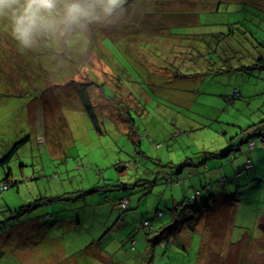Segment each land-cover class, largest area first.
Here are the masks:
<instances>
[{"label":"rangeland","instance_id":"374dc122","mask_svg":"<svg viewBox=\"0 0 264 264\" xmlns=\"http://www.w3.org/2000/svg\"><path fill=\"white\" fill-rule=\"evenodd\" d=\"M197 1V7L205 9L204 0ZM215 1H209L210 9L214 8ZM171 6L180 11L191 5L185 1ZM241 14H232L230 18L241 17ZM125 15L129 12L106 19L112 23L107 26L108 32L117 33ZM246 24L248 29L258 33L259 41H264V13ZM87 26L91 32L76 28L66 34L36 35L31 47L25 48L13 38L10 20L0 18V161L16 145L8 161L0 164V264H122L117 259L121 257L125 259L124 264H132L134 257L144 259L147 256L143 250L146 230L139 231L143 221L154 226L166 225L169 209L174 206L173 197L181 202L185 193L191 195V199L195 194L191 187H186L189 180H182L185 184L174 179L168 183L157 180L152 186L157 172L162 171L160 163L176 161L178 149L183 146L192 147L185 151L190 157L199 148L213 152L227 147V140L238 132V128L229 126L231 134L227 140L218 135L201 138L192 131L190 106L182 107L186 103H180V99L189 103L195 99L194 113L206 116L209 111L203 110L205 101L216 104V95L229 93L236 87L242 97L226 103L235 113L230 112L228 117L219 115V120L242 125L257 122L260 116L264 118V71H239L229 76L214 74L199 86L189 79L170 81L159 71L160 67L155 64L157 59H142L144 46L152 55V42L137 40L136 46L128 47L121 39H110L103 31L99 33L101 28L96 24L83 28ZM146 27L150 29L151 24L147 22L144 29ZM159 54L160 51L154 52V55ZM91 80L96 81V85L84 86ZM99 84L106 89L104 98ZM109 92L116 99V102L112 100L115 105L130 108L138 133H142L139 145L131 142L125 133L128 131L125 121L119 119L113 106L110 107L106 97ZM86 95L94 107L102 134L96 132L87 116L83 97ZM256 95L257 99L249 102V98L254 99ZM141 106L145 113L136 114L135 107ZM185 131H188L186 135ZM144 134L146 137L142 136ZM232 141L236 142V137ZM262 159L264 161V156L254 168L247 170L246 176L240 174V178H245L239 181L242 184L253 180L247 185L251 186L250 195L240 212L244 223L241 224L238 215L240 224L236 222L234 226V216L229 217L231 211L236 212L239 201L231 206L221 204L222 213L216 217L220 220L211 221L207 231L215 226L224 227L226 231L217 230L216 239L210 240L216 246L222 241L224 255L215 257V248L204 243L200 263L219 264L224 260L223 264H264ZM130 161L133 165L126 167L125 162ZM191 161L196 163L194 157ZM225 173H230L229 167ZM6 175H10L7 184ZM224 178L217 183L221 185L222 181L233 189L235 177ZM4 184L8 186L6 189ZM93 188L97 192L87 193ZM123 196L130 199L128 210H113L112 205ZM30 205V210L14 216V212ZM106 209L111 211L108 215L114 229L98 246L97 231L103 227L99 218L105 216ZM156 209L162 212L158 219L154 217ZM126 231L129 238L136 239L133 249L137 253L129 249L128 237L124 236ZM232 236L234 240L229 243ZM152 237L154 235H150ZM200 239V234L190 232L182 234L181 239L161 240L156 246L155 263L196 264ZM121 240H125L129 248H123ZM89 244L92 246L85 250Z\"/></svg>","mask_w":264,"mask_h":264},{"label":"trees","instance_id":"16d2710c","mask_svg":"<svg viewBox=\"0 0 264 264\" xmlns=\"http://www.w3.org/2000/svg\"><path fill=\"white\" fill-rule=\"evenodd\" d=\"M185 1L191 5L189 9L182 8L183 10L177 11L178 8H171V5H175V3L176 5L184 4ZM185 1L127 0V4L123 7L127 9L129 15H125L124 19L119 22L117 33L115 34L108 32L107 26L112 25V23L105 21L106 19H100L93 23L101 28L99 33L103 31V35L110 39H121L127 43L128 47L136 46L138 44L137 40H142L143 43L152 42V45H150L152 55L149 54L148 49L144 46L145 52H141L142 59L147 60L148 57L157 59L155 64L160 67L159 71L165 74L167 76L166 78L170 79V81L189 79L193 84L199 86L208 76H214V74L219 75L221 73H227L229 76V74L239 71H264V41H259L260 38L258 33L251 31L250 28L248 29L247 26L249 25L246 24V22L258 19L260 13H264V10H262L264 7V5L262 6L264 0H256L255 2L252 0H217L215 1L216 3L213 9H210L208 3L209 1L212 3L214 0H204L205 9L197 7V0ZM232 14H241V17L237 16L230 18ZM110 18L107 19L110 20ZM234 18H236V20H234ZM147 22L151 24L150 29L147 27L144 29ZM199 26L203 28L198 29ZM78 30L82 32L88 30L91 32L88 26L82 29L78 28ZM151 31L153 33L149 35L148 33H151ZM90 35L91 34H89V39ZM157 39L159 42L155 41ZM155 51H160V54L154 55ZM60 54L62 55L63 52H60ZM169 59H171V61H168ZM94 82L96 81L91 80L90 82H85L84 86L88 85L87 87H91L92 84L96 85ZM101 85L102 84H99V86H97L102 91L101 97L104 98L103 93L105 94L106 89L104 85L100 87ZM232 88V91L229 93H225L224 91L221 96L216 95V104L208 101L204 102V112L207 110L209 111L206 116L194 113L193 108L197 103L195 99L190 100V103L189 101L185 102L180 99V103H186L182 107L190 106L189 115L191 118L189 119L194 124L192 131L199 133L201 138H205L208 135H210V137L218 135L227 140V137L231 134L229 126L238 128V132L228 139L229 142L227 140V147L223 146L220 149L216 148V151L213 152L205 150V147L199 148V150L193 152L192 157H190L185 151L192 147L183 146L178 149L176 161L170 159L165 162V165L160 163L162 171L157 172L155 180L151 182L152 186L156 185L157 180H160L162 183H168L174 179L178 183L184 184L186 181L182 180H189L188 182L190 184L186 187L187 189L191 187L192 194L193 192H195V194L191 199L189 197L191 195L185 193L182 196L183 201L181 202H177V199L173 197L174 206L169 209L170 217L166 225L154 226L148 221H143L139 231L146 230V234H144L143 250L147 256L141 260H136L133 256L134 258L132 259H134L135 262H132V264H156L154 260L156 258L155 250L161 240L170 237H177L178 239L180 237L181 239L182 234H188L190 232H196L202 236L196 264H203V262L200 263V253L204 243H207L208 247L211 249L215 248V250H213L215 257L222 258L224 255L221 247L222 241L219 246H216L213 245L210 240L213 238L214 240L216 239L215 235H217V230H226L223 229L224 227L219 229L213 225V227H215L207 231L211 221L220 220L216 217L222 213L221 204L226 203V206H231L234 202L239 201L236 212L235 210L234 212L231 211L229 217L231 215L234 216L235 220L232 223L234 226L237 222L238 215L241 216V224L244 223L242 218L244 215L240 212H243L241 208L243 206L245 207V202L247 201L246 197L250 195L251 186L247 185L253 180H248L247 183L242 184L239 181L245 178H240V174L242 175V173H245L246 176L247 170L254 168L258 159L264 156V151H262L264 150V118L260 116L257 122L250 124L242 123V125L225 123L219 120V115H227L228 117L230 112H232L227 108V104L232 103L236 98L242 97L241 92L236 87ZM113 96L114 95L110 92L106 95L111 104L110 107L113 106L112 108L114 110H112L117 113L119 119L125 121V129L128 130L125 133H127L126 135H128L131 142L136 146L139 145V137L142 133H138L136 121L129 112L130 108L127 107L124 109L122 105H115L112 102V100L116 102ZM257 96L258 95H256L254 99L249 98V102L257 99ZM83 97L85 99V111L92 126L97 133L102 134L100 122L94 112V107L91 104L90 98L87 95ZM135 108L137 109L136 114L139 113L140 115L145 113V108L143 106ZM232 113L234 114L235 112ZM187 133L188 131L184 132L185 135ZM173 134L174 132H172V135ZM175 134L177 136L179 132L176 131ZM142 136L146 137V134ZM234 137H236V142L232 141ZM15 149L16 145L13 150L0 161V164L7 162ZM182 152L185 154L181 155ZM137 153L141 155L139 151ZM193 157L196 159L195 164L191 161ZM190 161L194 165L190 163ZM261 162H264L263 159ZM124 165L126 167L132 166L133 161L125 162ZM228 167L230 168L229 174L225 173ZM116 168L121 169L118 166ZM164 168H172V170L166 171ZM216 171L218 172L215 173ZM200 175L203 177L200 178ZM230 175L235 177L232 183L234 184L233 189L228 188L222 181L221 185L217 183L223 176L227 178ZM9 177L10 175H6L4 178L6 184L10 182ZM215 182L216 184L212 185V183ZM6 184L3 185L4 189L8 187ZM135 185L137 186V184ZM122 187L123 186L120 185L121 189H123ZM91 192H97V189L93 188L87 193ZM218 197L221 198V201L220 198L217 199ZM129 201V197L123 196L119 202L116 201L115 204L112 205V209H120L123 212L127 211L129 208ZM123 203H125L124 207L122 206ZM31 207L32 205L20 208L18 211L14 212V216H19L24 213V211L30 210ZM108 214L111 215L110 209H106L105 216L99 218L102 221L103 227H100L97 231V236L99 237V239H97L98 246L101 244L100 241L103 240L102 238H104L110 230L114 229V223L110 222V216ZM161 216L162 212L156 209L154 217L158 219ZM240 222H237V224H240ZM107 224H109V227ZM246 232L249 233V230ZM150 235H154V237L150 238ZM124 236L128 237L127 242L129 241L130 248L125 245V240H121L123 248L127 247L136 251L133 249L135 248L136 239L129 238L127 231L124 233ZM136 238L138 239L137 234ZM233 240L234 237L232 236L229 243H232ZM91 246L92 244H89L84 249L86 250ZM228 249L229 248H227V250ZM100 258L102 259L103 257L100 256ZM123 258L124 257L117 258L119 263L122 262V264H124L123 261L125 259ZM212 259L215 260L216 258ZM223 261H220L219 264H223Z\"/></svg>","mask_w":264,"mask_h":264},{"label":"clouds","instance_id":"9594fccd","mask_svg":"<svg viewBox=\"0 0 264 264\" xmlns=\"http://www.w3.org/2000/svg\"><path fill=\"white\" fill-rule=\"evenodd\" d=\"M126 4L127 0H0V18L10 20L13 38L28 48L36 35L66 33L101 18L123 16Z\"/></svg>","mask_w":264,"mask_h":264},{"label":"built area","instance_id":"2783aa9c","mask_svg":"<svg viewBox=\"0 0 264 264\" xmlns=\"http://www.w3.org/2000/svg\"><path fill=\"white\" fill-rule=\"evenodd\" d=\"M122 206L124 207L125 206V203H123Z\"/></svg>","mask_w":264,"mask_h":264}]
</instances>
